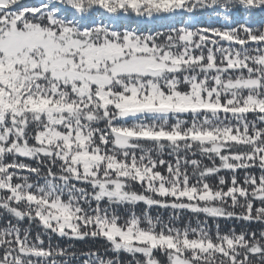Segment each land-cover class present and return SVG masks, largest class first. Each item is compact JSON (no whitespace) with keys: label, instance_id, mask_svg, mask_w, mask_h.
I'll return each mask as SVG.
<instances>
[{"label":"snow or ice","instance_id":"obj_1","mask_svg":"<svg viewBox=\"0 0 264 264\" xmlns=\"http://www.w3.org/2000/svg\"><path fill=\"white\" fill-rule=\"evenodd\" d=\"M125 258L264 264V0H0V264Z\"/></svg>","mask_w":264,"mask_h":264},{"label":"trees","instance_id":"obj_2","mask_svg":"<svg viewBox=\"0 0 264 264\" xmlns=\"http://www.w3.org/2000/svg\"><path fill=\"white\" fill-rule=\"evenodd\" d=\"M145 206L144 205H139L136 208L137 214H140L144 210ZM151 214L153 216L156 215H162L165 219L169 217L171 214L170 210H163V209H157L153 208L151 209ZM189 220H192L193 223H195V217L192 216L190 213H184L182 216V222L187 223ZM61 243H66V242H61ZM79 247H99V243L97 242L96 244H93L92 242H89L88 244H79ZM125 264H127V258H125Z\"/></svg>","mask_w":264,"mask_h":264}]
</instances>
